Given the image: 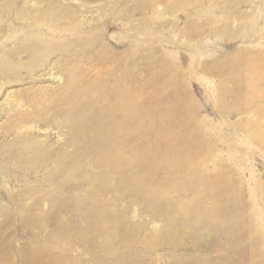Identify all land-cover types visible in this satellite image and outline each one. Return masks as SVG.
Here are the masks:
<instances>
[{
    "label": "rangeland",
    "instance_id": "obj_1",
    "mask_svg": "<svg viewBox=\"0 0 264 264\" xmlns=\"http://www.w3.org/2000/svg\"><path fill=\"white\" fill-rule=\"evenodd\" d=\"M0 264H264V0H0Z\"/></svg>",
    "mask_w": 264,
    "mask_h": 264
}]
</instances>
